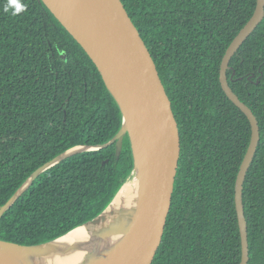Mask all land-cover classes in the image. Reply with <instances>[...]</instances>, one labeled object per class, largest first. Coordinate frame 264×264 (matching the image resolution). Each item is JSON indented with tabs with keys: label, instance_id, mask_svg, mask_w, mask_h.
Listing matches in <instances>:
<instances>
[{
	"label": "trees",
	"instance_id": "trees-1",
	"mask_svg": "<svg viewBox=\"0 0 264 264\" xmlns=\"http://www.w3.org/2000/svg\"><path fill=\"white\" fill-rule=\"evenodd\" d=\"M22 2L25 11L14 16L0 0V207L47 161L76 145L106 143L122 126L121 110L82 46L41 0ZM122 2L156 63L181 136L152 264H238L235 182L251 125L222 89L220 66L256 0ZM248 36L227 74L260 126L243 202L247 264H264V19ZM132 171L127 135L120 155L112 143L67 157L2 215L0 239L32 245L67 233L100 214Z\"/></svg>",
	"mask_w": 264,
	"mask_h": 264
},
{
	"label": "water",
	"instance_id": "water-1",
	"mask_svg": "<svg viewBox=\"0 0 264 264\" xmlns=\"http://www.w3.org/2000/svg\"><path fill=\"white\" fill-rule=\"evenodd\" d=\"M41 1L96 65L121 110L122 126L108 142L73 146L34 170L0 207V218L45 170L74 154L101 149L112 143L116 144L117 155H120L127 135L133 155L131 177L136 174L138 179L135 209L128 221L121 220L118 224L110 225L102 233L103 239L122 234L117 243L96 260L83 264H152L165 231L181 154L178 122L156 63L122 0ZM263 19L264 0H256L253 15L227 47L220 66L222 89L247 116L251 125L250 143L235 182V204L242 243L241 261L238 264H247L250 259L243 189L261 134L256 115L234 92L227 72L232 68V57ZM63 56L66 58L65 54ZM126 182L100 214L55 239L32 245L0 239V264H14L11 260L13 255L21 259L28 254L45 253L47 246L77 227L95 225L116 200Z\"/></svg>",
	"mask_w": 264,
	"mask_h": 264
},
{
	"label": "bare ground",
	"instance_id": "bare-ground-1",
	"mask_svg": "<svg viewBox=\"0 0 264 264\" xmlns=\"http://www.w3.org/2000/svg\"><path fill=\"white\" fill-rule=\"evenodd\" d=\"M137 194L138 179L133 174L95 225L77 227L47 246L45 253L28 254L21 259L13 255L11 260L14 264H83L96 260L122 237V234H114L103 239L101 235L108 226L129 220L136 206Z\"/></svg>",
	"mask_w": 264,
	"mask_h": 264
},
{
	"label": "clouds",
	"instance_id": "clouds-1",
	"mask_svg": "<svg viewBox=\"0 0 264 264\" xmlns=\"http://www.w3.org/2000/svg\"><path fill=\"white\" fill-rule=\"evenodd\" d=\"M25 9L26 5L22 2V0H7V3L4 6V11L11 12L14 16L25 11Z\"/></svg>",
	"mask_w": 264,
	"mask_h": 264
}]
</instances>
